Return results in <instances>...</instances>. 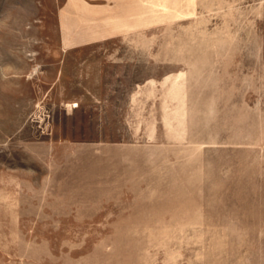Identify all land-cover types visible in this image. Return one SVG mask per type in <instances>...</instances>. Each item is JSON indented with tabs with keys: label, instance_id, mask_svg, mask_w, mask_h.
I'll list each match as a JSON object with an SVG mask.
<instances>
[{
	"label": "rangeland",
	"instance_id": "1",
	"mask_svg": "<svg viewBox=\"0 0 264 264\" xmlns=\"http://www.w3.org/2000/svg\"><path fill=\"white\" fill-rule=\"evenodd\" d=\"M0 264H264V0H0Z\"/></svg>",
	"mask_w": 264,
	"mask_h": 264
},
{
	"label": "crops",
	"instance_id": "2",
	"mask_svg": "<svg viewBox=\"0 0 264 264\" xmlns=\"http://www.w3.org/2000/svg\"><path fill=\"white\" fill-rule=\"evenodd\" d=\"M92 37V36H91ZM71 38H73V37H71ZM77 38H80V37H77ZM94 38V37H93Z\"/></svg>",
	"mask_w": 264,
	"mask_h": 264
}]
</instances>
